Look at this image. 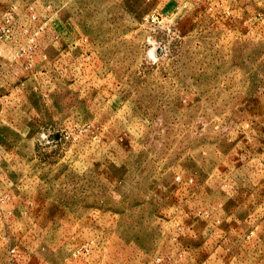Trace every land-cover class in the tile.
I'll return each mask as SVG.
<instances>
[{"label": "rangeland", "instance_id": "374dc122", "mask_svg": "<svg viewBox=\"0 0 264 264\" xmlns=\"http://www.w3.org/2000/svg\"><path fill=\"white\" fill-rule=\"evenodd\" d=\"M0 264H264V0H0Z\"/></svg>", "mask_w": 264, "mask_h": 264}]
</instances>
